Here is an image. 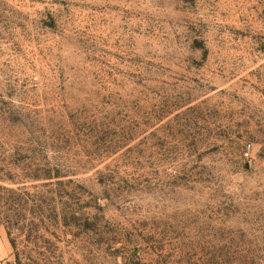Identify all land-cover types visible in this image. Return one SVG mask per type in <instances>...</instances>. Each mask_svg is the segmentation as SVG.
<instances>
[{
	"label": "rangeland",
	"instance_id": "1",
	"mask_svg": "<svg viewBox=\"0 0 264 264\" xmlns=\"http://www.w3.org/2000/svg\"><path fill=\"white\" fill-rule=\"evenodd\" d=\"M0 264H264V0H0Z\"/></svg>",
	"mask_w": 264,
	"mask_h": 264
},
{
	"label": "built area",
	"instance_id": "2",
	"mask_svg": "<svg viewBox=\"0 0 264 264\" xmlns=\"http://www.w3.org/2000/svg\"><path fill=\"white\" fill-rule=\"evenodd\" d=\"M249 152H247L246 154H248Z\"/></svg>",
	"mask_w": 264,
	"mask_h": 264
}]
</instances>
